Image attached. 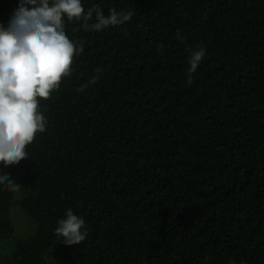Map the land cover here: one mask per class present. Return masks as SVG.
<instances>
[{
  "label": "trees",
  "instance_id": "trees-1",
  "mask_svg": "<svg viewBox=\"0 0 264 264\" xmlns=\"http://www.w3.org/2000/svg\"><path fill=\"white\" fill-rule=\"evenodd\" d=\"M19 2L0 0V23ZM81 3L135 14L100 31L65 17L84 51L41 101L28 158L0 164L20 184L0 185V261L264 264V0ZM16 199L29 236L16 235ZM68 209L86 222L78 245L55 234Z\"/></svg>",
  "mask_w": 264,
  "mask_h": 264
},
{
  "label": "clouds",
  "instance_id": "clouds-1",
  "mask_svg": "<svg viewBox=\"0 0 264 264\" xmlns=\"http://www.w3.org/2000/svg\"><path fill=\"white\" fill-rule=\"evenodd\" d=\"M93 12L96 22L90 25ZM134 14L113 8L106 17L98 5L86 12L81 0H20L7 26L0 23V164L6 168L28 158L26 146L45 132L48 123L41 101L60 88L72 74L74 58L84 51L82 42L66 34L65 17L84 21L86 31H100L124 25ZM177 38L182 39L179 33ZM205 54L204 47L191 51L188 84ZM98 79L94 76L91 83ZM4 184L11 191L20 190L8 175L0 176V185ZM58 225L55 234L65 245H78L87 237L85 220L71 209Z\"/></svg>",
  "mask_w": 264,
  "mask_h": 264
},
{
  "label": "rangeland",
  "instance_id": "rangeland-1",
  "mask_svg": "<svg viewBox=\"0 0 264 264\" xmlns=\"http://www.w3.org/2000/svg\"><path fill=\"white\" fill-rule=\"evenodd\" d=\"M20 201L19 199H16L13 203V209H12V222L16 229V235L20 238V236L25 235L29 236V234L33 233L34 226L31 225L32 220L27 217L23 212L20 211ZM19 234V235H18ZM6 257L0 261V264H12L11 262H15L16 259L12 255V259H9V252L8 250L5 251L4 254Z\"/></svg>",
  "mask_w": 264,
  "mask_h": 264
}]
</instances>
